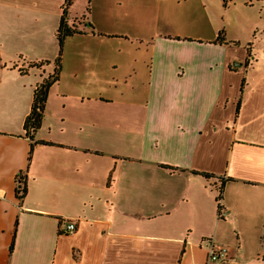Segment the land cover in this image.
<instances>
[{
	"label": "crops",
	"instance_id": "obj_1",
	"mask_svg": "<svg viewBox=\"0 0 264 264\" xmlns=\"http://www.w3.org/2000/svg\"><path fill=\"white\" fill-rule=\"evenodd\" d=\"M74 1L67 26L86 15L92 29L64 41L74 56H60L29 139L65 0H0V264H207L209 239L227 245L229 264H264V69L251 43L223 30L233 44L215 42L227 3L198 0L196 16L193 0ZM254 1L257 33L264 0ZM130 11L132 37L118 17Z\"/></svg>",
	"mask_w": 264,
	"mask_h": 264
},
{
	"label": "trees",
	"instance_id": "obj_2",
	"mask_svg": "<svg viewBox=\"0 0 264 264\" xmlns=\"http://www.w3.org/2000/svg\"><path fill=\"white\" fill-rule=\"evenodd\" d=\"M72 1L73 0H65V3L63 5V14L60 18L59 26L55 32V39H56L57 44H58L59 53H58V57L53 62V66H54L53 74L50 75L49 77H47L46 79H44L41 82V84H39L35 88L34 93H33V101L31 104L30 112H29L27 118L25 119V122L23 125L25 135L29 139H33L34 135L36 134V132L39 130V128L41 126V123L43 120L44 107H45V103L47 101L49 88L51 87V85L53 83H55L57 81L59 67H60V60H61L60 56H61L64 40L70 36L78 35L80 33L78 31V27L80 25H88L89 28L92 29V26L90 24L86 23L88 21V17L86 15L81 17L77 21H75V23L77 22V26H75L74 24H72L71 26H67V24H66V11H67L68 7L70 6V4L72 3ZM229 1L230 0H223L224 5ZM248 3L250 4V1ZM87 13H88V10H87ZM215 42L219 43V44H224V45L233 44V43L225 41L222 31L218 32ZM41 65H45V64H41V63H39V64H34V63L27 64L28 69H38ZM0 67L6 68L7 66L0 63ZM16 68H17L16 65H11L9 67V69H11V70H15ZM19 73L23 74L24 71L19 70ZM243 95H244V86L242 85L241 91H240V97H239L237 104H236V110H235L236 115L238 114V111L240 109V105L243 101ZM165 168L168 170H174V169H171L168 167H165ZM196 174H198L199 176H201L207 180L213 179V177L211 175H208V174H199V173H196ZM211 187L215 193L216 206H217V210L220 214L223 210V206L221 205L222 182L217 180V184H212ZM15 195L19 200L23 199V197L25 195L24 183H23V179L21 178V176L17 178V186L15 188ZM12 247L13 246L11 244L10 249H9L10 251H12Z\"/></svg>",
	"mask_w": 264,
	"mask_h": 264
},
{
	"label": "rangeland",
	"instance_id": "obj_3",
	"mask_svg": "<svg viewBox=\"0 0 264 264\" xmlns=\"http://www.w3.org/2000/svg\"><path fill=\"white\" fill-rule=\"evenodd\" d=\"M249 1V0H248ZM251 4L249 5H253L255 6V1L254 0H250ZM73 2V1H72ZM81 2H83V0H75L74 4H77V7H79L81 5ZM247 2V0H230L229 2H227L226 4V8L223 9V7L219 6L220 9V13L217 16V21L219 23H221L220 30H223L224 34L226 35V38H231L233 39V41H235V43H239V45L242 46H246V44L249 42L251 43L254 47L259 49V52L257 54L256 57L260 58L259 60V64L256 66L255 68V72L260 73V70L264 69V65H262V54H264V33L262 32L264 30V25L261 24V26H259V31L256 33L255 28H253V26H251L249 23H247V21H249L251 18H255L256 16V12L255 11H251L248 8V4L247 7H244L245 3ZM191 6H196L200 9V13L196 14V16H204L205 14L202 13L201 11V5L199 4L198 0H193L192 3L189 5ZM251 13L253 15V17L251 16ZM264 13V10H263ZM188 13L186 12V14L184 13V16L186 17ZM118 15V14H116ZM115 15L114 18H116L117 16ZM264 15V14H263ZM118 17L120 19H125L126 21V25H127V29H128V33L131 35L130 37H132V34H137L138 33V28L136 26V20H137V15L134 11H130V13H128L126 16H123V18L121 17V15H118ZM188 17V16H187ZM224 28V29H223ZM179 31H184L179 30ZM56 32V31H55ZM159 32H162V29L159 30ZM224 35V36H225ZM75 36V35H74ZM227 38V40H228ZM65 42L68 41L69 44H73L74 42H77V38L70 36L68 38H66L64 40ZM234 43V44H235ZM260 47V48H259ZM55 49L57 54L59 53V48H58V44L55 43ZM52 50L54 51V43H53V48ZM64 51H62L61 53V58L63 59L64 63H66V59H70L74 56V52L72 50H70V46H63ZM131 56V55H130ZM21 61V60H20ZM27 66V65H25ZM46 68V67H44ZM47 71H49L48 73H51L50 75L53 74V62L48 65V68H46ZM47 73V72H46ZM228 240L227 243H231V245H235L237 244V238L235 234H232L230 230H228ZM220 246H227V245H221ZM230 245V244H228Z\"/></svg>",
	"mask_w": 264,
	"mask_h": 264
},
{
	"label": "built area",
	"instance_id": "obj_4",
	"mask_svg": "<svg viewBox=\"0 0 264 264\" xmlns=\"http://www.w3.org/2000/svg\"><path fill=\"white\" fill-rule=\"evenodd\" d=\"M64 231L70 235L75 231L73 222L65 225ZM233 261L231 251L225 246L216 244L215 241L207 240V264H229Z\"/></svg>",
	"mask_w": 264,
	"mask_h": 264
},
{
	"label": "water",
	"instance_id": "obj_5",
	"mask_svg": "<svg viewBox=\"0 0 264 264\" xmlns=\"http://www.w3.org/2000/svg\"><path fill=\"white\" fill-rule=\"evenodd\" d=\"M232 67H234V68H240L241 67V64L234 63V64H232Z\"/></svg>",
	"mask_w": 264,
	"mask_h": 264
}]
</instances>
